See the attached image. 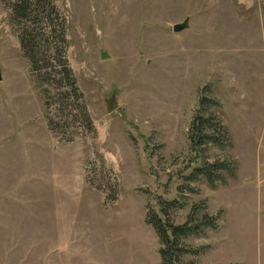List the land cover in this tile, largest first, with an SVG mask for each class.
<instances>
[{
	"label": "rangeland",
	"instance_id": "1",
	"mask_svg": "<svg viewBox=\"0 0 264 264\" xmlns=\"http://www.w3.org/2000/svg\"><path fill=\"white\" fill-rule=\"evenodd\" d=\"M51 1L46 54L64 53L92 127L44 93L0 0V264H162L145 216L174 198V222L217 215L178 264H264V0ZM204 85L232 143L208 155L237 160L214 187L183 176Z\"/></svg>",
	"mask_w": 264,
	"mask_h": 264
},
{
	"label": "trees",
	"instance_id": "2",
	"mask_svg": "<svg viewBox=\"0 0 264 264\" xmlns=\"http://www.w3.org/2000/svg\"><path fill=\"white\" fill-rule=\"evenodd\" d=\"M45 1L50 4L51 10H56L51 0H10L13 16L17 19L20 46L23 54L30 61L31 71L37 75L41 84H46L43 89L44 93L51 94L48 84H53L55 88L53 94L59 95L60 109L63 108L66 113L70 114L76 106L79 108L82 120L92 127L83 92L76 84L64 53L59 49L56 53V62L50 60L46 54L47 49L50 48L48 43L51 29H47L46 26L41 27L37 23L43 18L42 11H44L39 6L44 5ZM61 35L64 40L65 34L62 32ZM61 86L65 88L61 90ZM208 91V85L201 88L198 106L187 132L189 147L194 152V160L198 158L201 160L183 176L187 182L204 178L210 186L214 187L217 181L226 182L227 177L236 176L237 160L233 156L221 158L208 155V149L212 145L225 148L232 144L228 127L217 113L220 102L217 98L208 95ZM45 103L47 106L49 101L46 99ZM181 184H186L189 191L197 190L186 181ZM156 203L157 209L147 211L145 221L154 228L162 244L159 248L161 263L178 264L183 253L188 251L199 253L200 248L183 247L182 240L191 235L205 234L207 228H216L217 215L204 211L202 215L195 217L192 209L184 221L174 222L173 219L167 217L166 210L174 204L179 205V201L175 198L158 199Z\"/></svg>",
	"mask_w": 264,
	"mask_h": 264
},
{
	"label": "water",
	"instance_id": "3",
	"mask_svg": "<svg viewBox=\"0 0 264 264\" xmlns=\"http://www.w3.org/2000/svg\"><path fill=\"white\" fill-rule=\"evenodd\" d=\"M184 27V23H174L173 25V29L174 30H180ZM103 55H106L105 53H103Z\"/></svg>",
	"mask_w": 264,
	"mask_h": 264
}]
</instances>
